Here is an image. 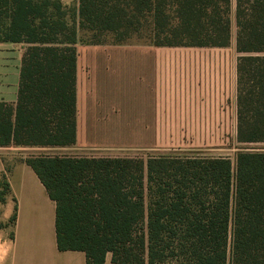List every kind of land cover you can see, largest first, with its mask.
Masks as SVG:
<instances>
[{
  "label": "trees",
  "instance_id": "obj_1",
  "mask_svg": "<svg viewBox=\"0 0 264 264\" xmlns=\"http://www.w3.org/2000/svg\"><path fill=\"white\" fill-rule=\"evenodd\" d=\"M232 2L235 140L264 144V0H77L74 7L0 0V40L25 44L16 98L0 100V146L75 143L79 30L117 41L223 46ZM261 146L237 149L233 159L161 151L23 160L54 200L56 247L82 250L84 264H103L107 252L120 264H264ZM0 177L3 201L8 183Z\"/></svg>",
  "mask_w": 264,
  "mask_h": 264
},
{
  "label": "crops",
  "instance_id": "obj_2",
  "mask_svg": "<svg viewBox=\"0 0 264 264\" xmlns=\"http://www.w3.org/2000/svg\"><path fill=\"white\" fill-rule=\"evenodd\" d=\"M22 44L0 40V100L16 98ZM224 46L91 44L82 65L77 50L73 146L137 139L148 146L149 138L153 145L165 130L225 131L228 121L235 129L236 57L226 62L219 49ZM166 50L177 53L166 58ZM37 147L0 146V175L8 183L0 201V264H84L82 250L56 247L54 200L23 160V150ZM103 264L120 263L107 252Z\"/></svg>",
  "mask_w": 264,
  "mask_h": 264
},
{
  "label": "rangeland",
  "instance_id": "obj_3",
  "mask_svg": "<svg viewBox=\"0 0 264 264\" xmlns=\"http://www.w3.org/2000/svg\"><path fill=\"white\" fill-rule=\"evenodd\" d=\"M63 4V3H62ZM65 7H74L76 2H70L69 4H63ZM233 9V2H232ZM232 12V11H231ZM67 19L71 21V16L69 12L66 14ZM234 22L231 15L230 24V39L228 44L224 47L219 48L222 53L227 56V61L232 60L238 54L234 48ZM98 38V39H97ZM97 39V40H96ZM122 43H147L142 39L136 37H130L128 39L117 41L110 33H96L93 35L92 31L81 29L78 31V38L75 43L76 51L78 50V60L80 55L81 65L85 61L83 56L86 47L91 44H122ZM24 48V43L22 44ZM197 46V45H195ZM182 47V46H181ZM191 47V46H189ZM23 50V49H22ZM177 52H171V50H166L165 57L173 56ZM187 52H182L181 56H184ZM205 56V55H204ZM84 66V64H83ZM225 112L229 111V107L226 106L223 109ZM215 127V126H211ZM227 130L216 131V130H199V131H167L163 133H158V139H155V144L151 145L152 139H148V146L141 145L145 144L143 140H133L130 143H116L109 146L94 144L92 146H60V147H37V148H27L23 150L24 155L28 154H72V155H140L146 156L147 154L157 153L161 151H185V152H196L207 155H226L230 159H233L234 153L240 148H260L261 143H238L235 140V129L232 122H227L225 126ZM210 128V127H209ZM138 135V133H135ZM136 135L134 137H136ZM1 178V177H0ZM8 219L6 225L9 226Z\"/></svg>",
  "mask_w": 264,
  "mask_h": 264
}]
</instances>
